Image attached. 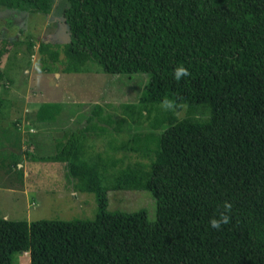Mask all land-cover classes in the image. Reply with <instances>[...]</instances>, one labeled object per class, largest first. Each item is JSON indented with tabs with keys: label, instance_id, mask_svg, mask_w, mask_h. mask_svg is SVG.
<instances>
[{
	"label": "trees",
	"instance_id": "obj_1",
	"mask_svg": "<svg viewBox=\"0 0 264 264\" xmlns=\"http://www.w3.org/2000/svg\"><path fill=\"white\" fill-rule=\"evenodd\" d=\"M66 1L70 40L57 50L41 44L44 62L66 73L147 74L138 103L124 105V114L147 120L149 132L133 133L122 148L150 161L125 166L103 185L81 152L88 136L106 131L96 124L114 123L95 105L83 128L55 141L56 153L32 159L65 163L75 188L96 194V218L0 217V264H13L15 253H28L30 264H264V0ZM54 5L0 0V7L45 16ZM179 63L191 75L177 82ZM162 104L165 116L153 122ZM185 105L194 114L179 118ZM60 109L45 104L36 121L53 123ZM109 190L150 192L156 220L144 210L109 211ZM225 200L233 204L231 223L210 228Z\"/></svg>",
	"mask_w": 264,
	"mask_h": 264
},
{
	"label": "rangeland",
	"instance_id": "obj_2",
	"mask_svg": "<svg viewBox=\"0 0 264 264\" xmlns=\"http://www.w3.org/2000/svg\"><path fill=\"white\" fill-rule=\"evenodd\" d=\"M66 7V0H55L53 10L47 16L0 7V52H3L0 58L1 218L29 223L96 218V194L77 190L76 181L67 175L65 163L32 158L56 153L53 134L58 137L56 132L63 131L64 134L58 137L62 139L68 131L73 132L85 125L97 104L114 123L96 124L106 131L88 136L81 152L100 171L103 185H111L116 173L125 166L150 161L122 148L133 133L149 132L147 120L136 122L124 114V105L138 103L149 81L147 74L66 73L63 65L44 62L43 58L47 59V56L40 51L41 44H50L53 50H57L70 40L63 17ZM59 59L65 60L62 53ZM45 104H59L61 107L57 116L62 121H56L48 135L44 134L43 128L49 123L33 125L30 121L36 119L37 110ZM161 106L160 110H164L154 114L153 122L157 118L163 120L167 107ZM190 111L191 108L185 105L178 113L179 118L187 116ZM121 119L125 121L121 123ZM117 127L122 128L121 131L116 132ZM164 127L154 133H161ZM146 137L143 135L142 139L145 145ZM147 145L153 149L155 144L150 142ZM108 199L111 212L144 210L150 221L156 220V201L148 191L109 190ZM13 264H30L29 254L15 253Z\"/></svg>",
	"mask_w": 264,
	"mask_h": 264
},
{
	"label": "clouds",
	"instance_id": "obj_3",
	"mask_svg": "<svg viewBox=\"0 0 264 264\" xmlns=\"http://www.w3.org/2000/svg\"><path fill=\"white\" fill-rule=\"evenodd\" d=\"M190 75V68L183 63L177 64L172 70V78L177 82L186 80ZM171 104L170 100H165L166 106L171 107ZM219 209L216 214L208 219V226L210 228L221 229L224 225L231 223L233 204L225 200L219 205Z\"/></svg>",
	"mask_w": 264,
	"mask_h": 264
},
{
	"label": "crops",
	"instance_id": "obj_4",
	"mask_svg": "<svg viewBox=\"0 0 264 264\" xmlns=\"http://www.w3.org/2000/svg\"><path fill=\"white\" fill-rule=\"evenodd\" d=\"M32 120V121H31ZM60 120L62 121V119L60 118V117H57V120L56 121H58L57 123H60ZM30 121L33 123V125H37V121H36V119H30ZM55 121V122H56ZM55 122H53V123H49V124H47V125H45L44 126V128H43V132H44V134H46V135H48L52 130H53V128H54V123ZM26 123H29V122H27L26 121ZM49 125V126H48ZM17 126H19V125H17ZM25 126V125H24ZM48 126V127H47ZM26 127V126H25ZM84 127V125H80V127L79 128H76L75 130H77V129H80V128H83ZM36 129V128H35ZM65 130V129H64ZM66 131V130H65ZM57 133V135H58V137L59 136H61V135H63L64 133H63V131H61V132H56ZM68 134L69 133H72V131L71 132H67ZM53 136H54V138H55V140L57 141V140H59L58 139V137L57 136H55V133L53 134Z\"/></svg>",
	"mask_w": 264,
	"mask_h": 264
}]
</instances>
